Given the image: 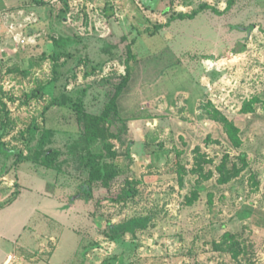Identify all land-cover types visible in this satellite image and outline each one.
I'll use <instances>...</instances> for the list:
<instances>
[{
    "label": "rangeland",
    "instance_id": "obj_1",
    "mask_svg": "<svg viewBox=\"0 0 264 264\" xmlns=\"http://www.w3.org/2000/svg\"><path fill=\"white\" fill-rule=\"evenodd\" d=\"M228 5L0 0V264H264V0Z\"/></svg>",
    "mask_w": 264,
    "mask_h": 264
},
{
    "label": "trees",
    "instance_id": "obj_2",
    "mask_svg": "<svg viewBox=\"0 0 264 264\" xmlns=\"http://www.w3.org/2000/svg\"><path fill=\"white\" fill-rule=\"evenodd\" d=\"M234 0H229V5H228V9L231 8L232 4H233ZM207 8H211L212 10H214L217 13H220V11L205 3L202 4L200 9L193 12V13H180L178 15L179 18L185 19V18H195L196 15L204 9ZM160 27H162L163 25H159ZM129 55L131 56V49H129ZM131 73H132V67L130 66V64H127V72L125 77L123 78L122 82L120 83V85H118L115 94L113 95V97L111 98V100L108 102L106 109L104 110L103 114L101 115H94V116H88V122H87V128L90 129V133H91V137L93 138H107L106 137V132L107 129L103 128V125H101V123H105V121L108 119V117L111 115L112 112H118V100L123 92V90L125 89V87L128 85L130 78H131ZM225 123L226 125H228L229 127V131L231 133V136L234 140H236V143L238 144L240 142V137L238 134L237 129L232 125V123L226 118L225 119ZM232 130V131H231ZM53 136V131L51 129H45L43 135H42V139H41V145L42 147L45 145V143H47V141L51 140V137ZM111 152V151H110ZM103 153H100V159L96 160L95 163H92L91 161H88L86 164L88 166H90V177L88 179V184H91L92 182L96 181V180H103V181H107L110 178V172H109V164L107 163V161H105V159H103ZM41 156V160L45 165L48 166H54V161L56 160L57 154L55 153L54 150L48 149L47 152L44 151V153H40ZM109 165V166H108ZM228 179H224L223 182H227ZM139 221H137L138 223ZM141 227H147V222L144 220L143 222H141ZM124 233V231H122L119 228H115L113 230V232L109 231L108 236H110L111 238H117L119 236H121Z\"/></svg>",
    "mask_w": 264,
    "mask_h": 264
}]
</instances>
